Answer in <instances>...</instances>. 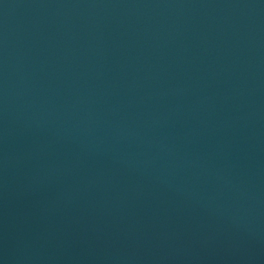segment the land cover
<instances>
[{"label": "water", "instance_id": "obj_1", "mask_svg": "<svg viewBox=\"0 0 264 264\" xmlns=\"http://www.w3.org/2000/svg\"><path fill=\"white\" fill-rule=\"evenodd\" d=\"M0 264H264V0H0Z\"/></svg>", "mask_w": 264, "mask_h": 264}]
</instances>
